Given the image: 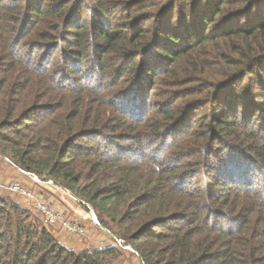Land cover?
<instances>
[{"label": "trees", "instance_id": "trees-1", "mask_svg": "<svg viewBox=\"0 0 264 264\" xmlns=\"http://www.w3.org/2000/svg\"><path fill=\"white\" fill-rule=\"evenodd\" d=\"M0 154L143 264H264V0H0ZM32 212L0 264L120 263Z\"/></svg>", "mask_w": 264, "mask_h": 264}, {"label": "rangeland", "instance_id": "rangeland-1", "mask_svg": "<svg viewBox=\"0 0 264 264\" xmlns=\"http://www.w3.org/2000/svg\"><path fill=\"white\" fill-rule=\"evenodd\" d=\"M243 111H244V108L241 107L240 113H242ZM6 158L7 157H4L0 154V176L3 180L19 179V180L23 181V183H25L28 188H34L35 191L39 192L45 199L52 202L54 204V206H56L59 210L68 211L71 213V214H68L69 216L76 218V219L79 218V220L83 224H85V227L88 230V234H90L91 236H94L93 234H91L92 233L91 229H93L95 227H98L100 229V227L94 221L93 212H94V214H96V213L93 210V208H91L92 210L91 209L87 210L77 200L74 199V197H73V196H75L74 194L69 193L62 186L51 184L50 182H45V181H42L41 183H39L37 181H34V179L30 177L31 175H28L27 172H23V171L22 172L25 173L28 177H22L18 173V171L20 172V167L17 166L13 162V160H11L10 158L9 159L14 163V165L9 163L6 160ZM46 193H48V196L46 195ZM0 195L3 198H5L6 200H10L14 203L21 204L22 206L27 207V209L33 210L32 213L38 217V214L34 211L31 204L22 195L12 193L11 191H9L3 187H0ZM51 196L54 199H52ZM49 198L52 200H49ZM39 220L41 221L40 217H39ZM41 222L44 223L43 219ZM53 228H55V227H53ZM55 229H56L58 236L62 235V238L63 237H66V238L69 237L66 241V243H67L66 245H68L70 248L75 249L77 251H80V250L87 248V247H98V246H100V241L105 240L102 238L97 239V236L93 237V240H91L90 237H82L81 238V237H78L75 235H68L66 232H64V230L62 228H59L60 231L58 230V228H55ZM102 229H104V228H102ZM112 238L115 239V237H112ZM72 239H73V241H72ZM114 239H113V242H114ZM118 239H121V238H118ZM110 240H105V241L110 242ZM123 249L124 250H121L123 252V256H122L119 264H134L135 261L137 260L136 259L137 255L133 254L131 251H129L126 248H123Z\"/></svg>", "mask_w": 264, "mask_h": 264}, {"label": "built area", "instance_id": "built-area-1", "mask_svg": "<svg viewBox=\"0 0 264 264\" xmlns=\"http://www.w3.org/2000/svg\"><path fill=\"white\" fill-rule=\"evenodd\" d=\"M6 160L14 165V163L9 158H6ZM27 174L31 175L30 177L33 178L34 181H37L39 183L42 182L36 175L31 173ZM0 187L9 190L12 193L22 195L31 204L33 209L40 216V218L43 219L46 225L58 229L62 228L64 232H66L68 235H75L81 238L90 237L87 228L78 218H73L67 213L56 208L52 202L45 199L39 192L35 191L34 188H28L26 184L23 183V181L19 179L3 180L0 176ZM73 197L76 200V197ZM93 218L98 225L99 222L97 217L94 216V213ZM110 246H117L128 249L133 254L137 255V260L134 264H143L142 258L139 255L138 251L130 245H124L122 239H118L115 237L112 245H109L105 241H101L100 246H98V248H106Z\"/></svg>", "mask_w": 264, "mask_h": 264}, {"label": "crops", "instance_id": "crops-1", "mask_svg": "<svg viewBox=\"0 0 264 264\" xmlns=\"http://www.w3.org/2000/svg\"><path fill=\"white\" fill-rule=\"evenodd\" d=\"M22 174H21V173ZM20 172L18 171V173H19V175H21L22 177H28L25 173H23L21 170H20ZM46 195L48 196V193H46ZM51 198L52 199H54L52 196H51ZM52 199H50L49 198V200H52ZM54 205V204H53ZM56 207V206H55ZM57 208V207H56ZM61 211H63V212H65V213H67V214H71L70 212H68V211H65V210H61ZM73 215V214H72ZM79 219V218H78ZM82 219V218H81ZM85 225V224H84ZM59 231H60V229H58ZM90 230V229H89ZM92 230V231H91ZM90 231L92 232L91 234H93L94 236H91L90 234H89V236H90V238H91V240H93V237H96L97 236V239H99V238H102V239H105V240H110V242H108V241H105V240H101V241H105L106 243H108L109 245H112L113 243V239L114 238H112V237H114L111 233H109L107 230H105V229H102V228H98V227H95V228H93V229H91ZM69 237H63L62 238V235L61 236H58V239H59V241L62 243V244H64V245H66L67 243H66V241H67V239H68ZM69 241V240H68ZM72 241H73V239H72ZM101 241H100V243H101ZM66 246H68V245H66ZM69 247V246H68ZM70 248V247H69ZM72 249V248H71ZM75 250V249H74ZM83 250V249H82ZM81 251V250H80Z\"/></svg>", "mask_w": 264, "mask_h": 264}, {"label": "water", "instance_id": "water-1", "mask_svg": "<svg viewBox=\"0 0 264 264\" xmlns=\"http://www.w3.org/2000/svg\"><path fill=\"white\" fill-rule=\"evenodd\" d=\"M75 197H76V196H75ZM76 200H78V199H77V197H76ZM90 209H91V208H90ZM91 210H92V209H91ZM93 213H94V212H93ZM94 216H95V217H97V215H96V214H94Z\"/></svg>", "mask_w": 264, "mask_h": 264}]
</instances>
